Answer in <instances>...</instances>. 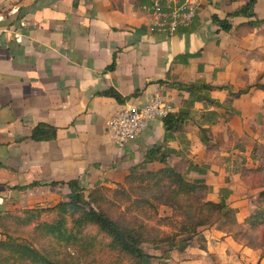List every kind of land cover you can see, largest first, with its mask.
I'll return each mask as SVG.
<instances>
[{
    "label": "crops",
    "instance_id": "crops-1",
    "mask_svg": "<svg viewBox=\"0 0 264 264\" xmlns=\"http://www.w3.org/2000/svg\"><path fill=\"white\" fill-rule=\"evenodd\" d=\"M147 3L148 0H0V208L57 203L69 190L66 184L51 185V181L77 178L82 186L91 187L122 181L132 165L149 170L160 168L162 164L157 161H142L148 149L163 142L161 119L152 121L122 148L112 142L106 122L127 102L143 104L159 93L169 100L172 112H187L182 129L173 133L167 146L175 150L173 156L177 155L178 160L173 162L190 159L194 166L200 159L214 157V151L222 149L223 143L222 138L210 140L209 144L218 145L207 150L198 132L209 129L211 138V130L221 126L222 114L227 113L228 101L235 106L250 92H264L252 87L247 94L235 98L216 87L189 92L170 85H229L235 92L246 83L252 84L250 66L259 62L264 50L257 39L258 27L236 28L246 21L236 16L229 19L233 28L226 32L211 20L212 14L224 18L245 0H200L192 22L172 35L150 26V16L144 9ZM254 12L264 19V0H256ZM113 58L114 68L107 70ZM108 88L130 98L119 104L111 97L97 95ZM39 122L57 127L54 140L29 138L32 127ZM260 159L263 162L253 165L241 162L232 177L250 186L241 178V170L264 165L263 155ZM113 164L115 168H111ZM196 168L189 173L216 189L213 179L217 175L211 178L216 172L207 169L203 177H197ZM221 170L224 175L217 180L227 181V170ZM32 182L38 184L15 188ZM251 187L257 190V200L263 187ZM236 217L239 221L237 213Z\"/></svg>",
    "mask_w": 264,
    "mask_h": 264
},
{
    "label": "trees",
    "instance_id": "trees-1",
    "mask_svg": "<svg viewBox=\"0 0 264 264\" xmlns=\"http://www.w3.org/2000/svg\"><path fill=\"white\" fill-rule=\"evenodd\" d=\"M255 3L256 0H245V3L236 10L227 12L224 18L212 14L211 20L219 30L226 32L233 28L229 19L236 16L246 18V21L238 24L236 28L242 26L251 30L259 27L263 19H259L254 12ZM114 66L113 58L106 69H113ZM262 75L263 72L258 74L254 84L246 83L235 92L229 85L181 82H171L170 85L189 92H202L216 87L238 98L247 94L252 87L264 91V83L260 82ZM97 95L111 97L119 104H124L125 100L130 98L121 96L114 88L100 91ZM207 99L212 104L217 103L213 99ZM217 105L221 106L219 103ZM225 111L229 114L234 113L228 108ZM187 115V112L183 111L170 112L161 119L165 131L163 142L148 149L142 161L143 164L153 161L161 163L162 166L156 170L139 169V164L132 165L123 177L122 183H118L115 188L97 185L91 188L87 195L77 178L51 181V185L63 183L69 189L64 199L55 205L16 210L0 208V234L4 236L0 240V264H70L61 255V248L66 249L69 244L77 243L75 232L87 226L96 227L107 239L105 249L111 257L118 259L111 264H146L154 256L144 249V244L153 247L163 244L167 245L168 250H173L179 245L180 236L190 239L199 233V228L205 226H213L221 232L230 234L238 243L260 247L250 243L253 233L260 234L258 235L260 238L264 233V165L256 168L243 167L241 170V178L245 184L263 189L258 193L255 211L239 222L235 210L224 195H219L216 201L208 199L209 185L202 178L187 177L190 169L195 167L189 164V160L182 158L177 162H171L169 153L164 151L167 143L173 139V133L182 129ZM201 132L203 134L201 141L207 150L213 145H218L209 144L206 128H202ZM56 136V126L39 122L32 127L29 138L34 141H50ZM184 164L188 166L183 167ZM36 184L38 183L32 182L15 188L21 190ZM110 195L114 197L116 205L109 199ZM160 206L169 207L172 216L178 219L174 220L170 215L160 216ZM42 216H51V219L42 220ZM10 219L16 220L13 222L16 226ZM164 224L174 225L175 228L172 232H166L161 228ZM28 229L30 231L27 238L21 237L20 240H16L12 236L13 232L27 233ZM83 247L87 249L86 246ZM86 251V254L91 256L94 253L98 255L105 253V250L96 247ZM120 260H125L126 263Z\"/></svg>",
    "mask_w": 264,
    "mask_h": 264
},
{
    "label": "rangeland",
    "instance_id": "rangeland-1",
    "mask_svg": "<svg viewBox=\"0 0 264 264\" xmlns=\"http://www.w3.org/2000/svg\"><path fill=\"white\" fill-rule=\"evenodd\" d=\"M199 6L200 0L198 1L197 9ZM256 34L258 36L257 39L260 40L262 46H264V19L257 28ZM259 62L256 65L250 66L251 70L249 72L251 78H253L251 81L252 84L257 81L258 74L261 72H263L261 82H264V50L260 53ZM231 104L232 101H228L227 108L231 109L234 113L229 114L222 111L224 114H221L224 120L221 119V126L214 127V129L211 130V138L207 137L210 132L209 129L207 130L208 134L206 132V137L209 139V142L210 140H215L214 142H216L217 139L222 138V149L214 151L215 156L209 157L210 159H200V161L194 165L197 167L194 171H197V177H203L207 169L212 170V173L216 172L211 176L213 179V177L217 175V177L213 179V181L216 180V183L213 184L216 189L210 188L208 198L216 200L219 195H224L237 213L239 221H242L246 215L252 214L255 211L257 190L253 189L251 185L247 187L236 177L234 179L232 175L234 174L233 171L240 167L241 162L246 163V165L263 162L260 158L263 155L264 148V92H250L249 95L242 96L235 106ZM225 120L228 121L225 122ZM198 133L199 136L203 135L201 132ZM164 151L169 153L171 162H173V160H178L175 158L177 155H172V153H175L174 149H170L166 145ZM233 162H236V164L232 165ZM185 166L188 165L184 164L183 167ZM191 166H193V163ZM115 167L116 164H113L111 168ZM223 168L227 170V181H218L217 178L219 175L220 177L224 175V171L221 170ZM139 169H143V167L140 166ZM207 176H209V174H207ZM187 177L193 179L196 176L188 173ZM229 177H231L232 180L228 179ZM118 183H122V181H114L109 184L97 183L91 187L85 184V194L87 195L88 191L97 185L115 188ZM108 197L116 205L114 197L112 195ZM63 199L64 196H62L59 201ZM159 214L162 217L168 215L172 216L171 209L165 206L159 207ZM172 217L174 220L178 219L177 217ZM50 219L51 216H42V220L49 221ZM10 221L11 223L16 222L14 219H10ZM13 224L16 226L15 223ZM161 228L166 232H172L175 227L171 224L170 226L164 224L161 225ZM29 231L28 229L27 233L20 232V234L13 232L12 236L16 238V240H20L21 237L24 239L29 236ZM258 235L260 234L257 232L252 234L250 244L253 246L259 245L260 247H250L236 241V244H233L232 242L234 241L231 239L230 234L225 235L224 232H219V230L213 226L201 227L199 228V233L193 235L190 239H186V236H180L178 239L181 241L173 250H168L167 245L163 244L158 247L144 244V249L154 256L146 264H264V253H262L264 252V233L261 235V238L258 237ZM75 236L78 240L77 243L73 242L69 244V246H66V249L61 248V255H63L65 261H69L70 264L72 262L73 264H111L118 260L116 257H111V254L107 252L105 249L107 239L104 238L96 227H84L79 232H75ZM3 238L4 236L0 234V240ZM52 244L54 246L56 245L54 242H52ZM83 246H86L87 249ZM56 247H58V245H56ZM94 247H96V249L100 248L105 250V253L99 255L98 253H94L93 256L90 254L87 255L86 250ZM260 254H262V256H260ZM120 261L126 263L125 260Z\"/></svg>",
    "mask_w": 264,
    "mask_h": 264
},
{
    "label": "built area",
    "instance_id": "built-area-1",
    "mask_svg": "<svg viewBox=\"0 0 264 264\" xmlns=\"http://www.w3.org/2000/svg\"><path fill=\"white\" fill-rule=\"evenodd\" d=\"M199 0H181L176 4L162 0H148L144 9L150 16V26L165 35H172L181 27L188 26L196 15ZM172 112L167 98L154 93L143 104L125 103L106 122L107 132L112 142L122 148L137 138L154 120L164 118Z\"/></svg>",
    "mask_w": 264,
    "mask_h": 264
}]
</instances>
